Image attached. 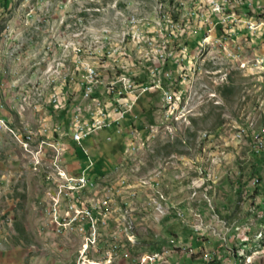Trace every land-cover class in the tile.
<instances>
[{"label": "rangeland", "instance_id": "1", "mask_svg": "<svg viewBox=\"0 0 264 264\" xmlns=\"http://www.w3.org/2000/svg\"><path fill=\"white\" fill-rule=\"evenodd\" d=\"M210 1L0 0V115L12 127L0 143V264H107L114 244L123 247L112 264L162 257L159 264H264V152L255 155L247 134L239 135V143L234 135L252 123L254 134L264 136V71L255 64L233 67L234 58L210 48L209 35L200 30L216 21ZM180 4L186 5L181 20L197 9L203 14L184 21L188 37L180 38V49L189 46L190 56L196 55L191 44L201 37L198 58L175 74L181 99L165 91V103L174 98L181 113L166 120L160 94H145L134 110L138 121L128 117L122 124L125 134L134 123L142 131L134 134L132 153H126L125 134L93 135L86 143L91 156L110 164L77 204L103 210L109 197L111 217L102 213L94 222L93 242L99 243L93 248L88 228L56 233L53 184L68 193L67 182L50 179L52 149L43 161L38 145L69 131L70 106L93 107L82 99L86 69L97 68L107 81L122 70L137 75L161 66L158 48L138 44V36L159 28V17L170 20L161 22L162 32L183 34L174 7ZM178 59H188V52L178 51ZM231 81L237 91L225 99L221 88ZM105 90L101 85L96 92L106 103ZM55 92L64 94V109L49 104ZM29 136L32 151L22 142ZM69 151L65 157L63 146L54 145V161L65 159L63 168L76 176L81 163ZM211 154L219 164H211Z\"/></svg>", "mask_w": 264, "mask_h": 264}, {"label": "built area", "instance_id": "2", "mask_svg": "<svg viewBox=\"0 0 264 264\" xmlns=\"http://www.w3.org/2000/svg\"><path fill=\"white\" fill-rule=\"evenodd\" d=\"M201 2V0H194L195 2ZM199 4V3H198ZM178 11V25H182V32L177 34H168L161 31V22H168L170 20L167 17H159V22L153 31L145 32L138 36V44L144 45L149 48H158L156 52L157 62L161 66H152L145 68L142 72L134 75L133 72L127 73V70L120 71L114 78L103 80L97 68L86 69L82 75V99L92 104L93 107H89L88 110L82 108V106L75 105L72 109L69 108L70 124L69 131H60V137H57L53 142H47L42 139L41 145H38L39 152L44 156L47 153V147L52 149V157L50 161V168L52 169L51 176H61V182H73L77 185H84V192L92 186L95 180V160L90 154V149L86 146L87 141L95 134L102 131L113 130L119 136H122L124 130L122 124L128 117L134 119L135 123L138 121V115L134 114V110L139 103L140 98L145 94H160L163 106L165 107V118L168 120L169 113H181L182 109L176 107V103H165V91H172L173 96L177 100L181 99L182 90L175 87L179 85L175 74L178 73L180 68L188 65H192L194 60L198 58V38L194 39L191 46L196 55H191V49H180V38L188 35L184 28V21H191L199 13L200 9H197L199 13H192L191 17L185 20L182 19L183 11L186 7L185 4L174 5ZM202 5H199L201 8ZM211 15L216 16V21H213L210 25H206L204 28H200L202 34L209 35L210 48L215 46L219 53H222L224 58H234L233 67H244L247 64H255V66H264V0H242L240 5H233V0L210 1ZM203 14H201L202 16ZM206 16V15H204ZM131 22H138L134 17ZM150 23V22H149ZM144 24V23H143ZM142 24V25H143ZM152 24V23H151ZM209 24V22L207 23ZM211 28H208V27ZM197 30L194 31L197 34ZM135 36L134 32L131 34ZM192 37V35H189ZM178 51H187L188 59H178ZM145 62H153L152 59L145 57ZM153 64V63H152ZM53 82V79L51 80ZM105 85V93L109 102H103L100 96L97 97V88ZM0 85V97H1ZM172 86L174 88H171ZM64 94L55 92L49 101L51 106H55L59 109H64L66 105L64 102ZM2 107V103L0 105ZM133 117V118H132ZM134 123V124H135ZM130 125L129 132L126 130V153H132L137 147L134 142V134H141L142 131L134 126ZM6 128H12L7 119L0 115V143L2 142V135L6 134ZM146 133H150L151 129H147ZM13 134H18L13 131ZM247 134V138H252L251 150H255V155H261L264 152V136L262 134H254V125L249 123L239 127V130L235 132V141L239 143V135ZM148 135V136H149ZM147 136V137H148ZM65 138L69 139L71 143L65 142ZM127 138L128 142H127ZM209 137H206V140ZM108 141L112 140L109 136ZM147 139V138H146ZM22 142L29 151H32L34 145L30 144V136L27 139H22ZM54 145H62L65 149V157L68 152L75 154V150L83 157L85 164L81 159L78 163H81L77 168L78 174L73 176L66 169L63 168L65 159L62 161H54ZM213 165L219 164L216 161V155L211 154ZM43 163L41 166H43ZM201 177L203 178L204 170L199 169ZM182 178V177H180ZM194 184V182H192ZM259 179H254L251 186H258ZM55 193L53 196V214L52 223L55 227L56 233L68 234L70 232L80 231L81 228L89 229V239L92 241L93 246L96 247L99 242H93L94 235V222L97 219H102V213H109L111 217L110 198L103 202V210H96V205H78L77 197L79 194L63 193L60 189V184H53ZM83 192V193H84ZM196 190L193 188L192 196L196 195ZM248 193V192H246ZM135 196V193H133ZM64 208V209H63ZM63 209V210H62ZM51 212V211H50ZM76 213H83V220H76ZM107 226H104L106 228ZM243 241V240H242ZM244 244L246 241H243ZM243 244V245H244ZM1 245V242H0ZM123 245H113L111 251L108 253V263L112 264L113 257ZM118 250V251H117ZM163 258V257H162ZM147 259L145 264H159L162 261ZM207 260V258H205ZM207 262V261H206Z\"/></svg>", "mask_w": 264, "mask_h": 264}, {"label": "trees", "instance_id": "3", "mask_svg": "<svg viewBox=\"0 0 264 264\" xmlns=\"http://www.w3.org/2000/svg\"><path fill=\"white\" fill-rule=\"evenodd\" d=\"M222 91H221V94L222 96L225 98V99H230L234 96L235 92L237 91V87L235 86V83L233 81H231L230 83L224 85L222 88ZM138 106V104H137ZM150 107V106H149ZM192 120V119H191ZM192 122L194 124H196V120H192ZM193 136H195V134H193ZM176 141H179V140H176ZM183 141H179V145L182 144ZM185 142V141H184ZM171 144V143H169ZM173 144L169 145V146H172ZM74 159H81L82 163L85 164V161L83 159V157H81L80 153L77 151V149L75 150V154H74ZM106 162V161H105ZM104 161L100 160L99 157H97L95 159V167H94V173L95 175L97 176L99 173H101V171L103 169H105L106 166H108L110 163H108V161L105 163ZM106 165V166H105ZM16 229L18 232H21L23 233L24 230L20 228L19 225L16 226ZM187 260V259H185ZM191 262V261H190Z\"/></svg>", "mask_w": 264, "mask_h": 264}, {"label": "bare ground", "instance_id": "4", "mask_svg": "<svg viewBox=\"0 0 264 264\" xmlns=\"http://www.w3.org/2000/svg\"><path fill=\"white\" fill-rule=\"evenodd\" d=\"M240 3H238L237 5H240ZM206 41V40H205ZM208 43V42H207ZM209 44V43H208ZM207 45V44H206ZM204 50V48L202 49V51ZM257 67V69H263L262 71H264V66H255ZM260 70V71H261ZM245 134H243L244 136ZM137 136V135H136ZM137 138V137H135ZM137 145V144H136ZM254 152V151H253ZM61 177V176H60ZM67 191L69 194H72V193H78L80 194L81 192H84V185H77V184H74L73 182H67Z\"/></svg>", "mask_w": 264, "mask_h": 264}, {"label": "crops", "instance_id": "5", "mask_svg": "<svg viewBox=\"0 0 264 264\" xmlns=\"http://www.w3.org/2000/svg\"><path fill=\"white\" fill-rule=\"evenodd\" d=\"M126 262H127L126 260L124 262L122 260H120V262L118 264H122V263L127 264ZM113 264H116V263H113Z\"/></svg>", "mask_w": 264, "mask_h": 264}]
</instances>
